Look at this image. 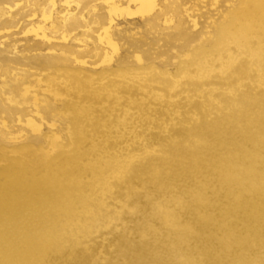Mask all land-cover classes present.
<instances>
[{
    "label": "rangeland",
    "instance_id": "374dc122",
    "mask_svg": "<svg viewBox=\"0 0 264 264\" xmlns=\"http://www.w3.org/2000/svg\"><path fill=\"white\" fill-rule=\"evenodd\" d=\"M56 1L51 47L44 49L29 48L37 38L26 33L44 24L42 16L26 20L44 6L53 9L51 0H0V22H13L0 35V50L11 59L8 65L0 59V264H171L164 231L156 232L160 194L146 198L148 185L141 187L136 174L154 155L190 147L199 130L209 134L200 129L203 117L224 112L223 97L245 84L264 111V0H155L148 15L116 20V51L99 38L100 17L109 18L106 0ZM56 55L88 64L45 70L33 60ZM84 74L94 88L114 80L94 94L104 99L81 101L72 87L53 91V79L65 85ZM28 119L42 129L34 131ZM214 121L219 134L208 136L225 156L239 146L248 147L244 155L264 154V118L246 119L240 128L227 116ZM31 152L39 157L29 158ZM208 249L199 243L184 250L187 258L201 253L208 261Z\"/></svg>",
    "mask_w": 264,
    "mask_h": 264
},
{
    "label": "bare ground",
    "instance_id": "6f19581e",
    "mask_svg": "<svg viewBox=\"0 0 264 264\" xmlns=\"http://www.w3.org/2000/svg\"><path fill=\"white\" fill-rule=\"evenodd\" d=\"M45 2L46 0H36L33 4L42 5ZM66 2L68 4L69 0ZM129 2L136 3V8L133 9L130 4L121 7L116 0H106L109 7V18L100 17L101 24L105 25L104 35H99L100 41L115 51L117 50V43L113 40L111 28L116 20L125 13L129 16L148 15L157 5L155 0H129ZM33 4L30 3V5ZM18 5L20 3L16 4V6ZM51 5L53 9L50 11L44 6L41 9V15H38L35 11L27 17L26 21H33L42 16L44 22L42 25L33 23L26 31V33H33L37 38V41L29 48L44 47V49H49L51 47L49 42L51 43L52 39L49 37L48 31L49 28H54L53 17L57 1L51 0ZM9 7L13 9L12 6ZM19 23L21 22L19 21ZM11 24H13L11 20L0 22V35L7 29L3 30V28ZM39 39L43 41H39ZM69 51V55H73V50ZM6 52L7 49L0 50V59L3 65H8L11 61L10 57L4 54ZM109 58H106L104 62L111 61ZM138 58L140 57L138 56ZM69 59L70 57L66 55H56L33 60L37 63L38 69L45 70L64 68L78 71L88 64L86 60H80L76 56L75 61L78 65L73 66ZM13 60L17 61L18 58ZM153 77L157 80H167L156 75H153ZM31 79L32 76L27 78L30 82ZM91 81L92 78L86 74L83 76L72 75L65 85H61L53 79L52 89L60 95L72 87L75 90L71 91L74 98L81 101L87 98L97 103L105 97H95L94 94L99 93L114 82V80H110V82L94 88ZM22 85L23 83H20L18 88H22ZM250 86V84H245L237 90L235 95L226 94L223 97L225 103L222 110L224 112L203 117L199 124L200 129L209 128L211 130L210 135L218 136L219 129L217 130L218 123L214 121L215 118L222 116L233 118V122L236 123L234 127L239 128L241 122L246 119L253 123L263 119L264 111L261 109V102H258L259 97L251 89L253 86ZM77 90H84L85 93L78 95ZM29 93L30 88L28 87L22 94L27 97ZM37 101L38 97L35 95L36 108H38ZM247 123L249 124V122ZM27 124L34 131L42 129V125L32 119H28ZM202 131L199 130L198 141L190 147L178 146L176 149L172 148L164 157L154 155L147 162L145 161L147 164L144 165L143 170L136 174L135 179L139 180L141 187L148 185L146 193L149 196L146 198L149 199L152 193L160 194V198L156 199L158 200L156 209L152 208L159 220L160 227L156 229V232L164 231L163 234L168 240L165 249L171 252L170 256L173 257L171 264H207L206 262L209 261L212 264H264V154L254 155L251 152L244 155L242 153L248 147L239 146L234 153L230 151L229 154L227 153L228 156H225L219 151L220 149L217 150L214 146V140H211L209 134L205 135L206 131ZM248 146L250 147V145ZM27 156L29 158L39 157L36 152H31ZM140 202L144 205L147 201L142 197ZM133 219V226H138V215L133 216ZM140 236L145 237L146 234L142 231ZM199 243L210 248L208 249L210 260L204 259L205 256L203 257L201 253L197 254L196 257L187 258L188 254L184 250L185 247L189 248L191 245L195 246ZM178 245L183 251H180ZM154 246L158 247L156 243ZM199 246L201 247V245ZM129 249L132 248L129 247ZM135 258H133V261H137Z\"/></svg>",
    "mask_w": 264,
    "mask_h": 264
}]
</instances>
